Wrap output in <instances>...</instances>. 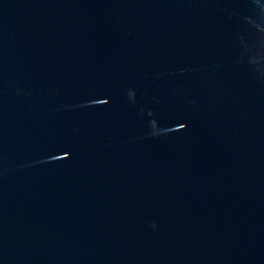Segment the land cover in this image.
<instances>
[{"label": "water", "instance_id": "obj_1", "mask_svg": "<svg viewBox=\"0 0 264 264\" xmlns=\"http://www.w3.org/2000/svg\"><path fill=\"white\" fill-rule=\"evenodd\" d=\"M0 264H264V0H0Z\"/></svg>", "mask_w": 264, "mask_h": 264}]
</instances>
